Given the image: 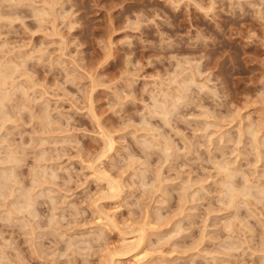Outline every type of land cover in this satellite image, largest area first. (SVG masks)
I'll use <instances>...</instances> for the list:
<instances>
[{
    "label": "clouds",
    "instance_id": "clouds-1",
    "mask_svg": "<svg viewBox=\"0 0 264 264\" xmlns=\"http://www.w3.org/2000/svg\"><path fill=\"white\" fill-rule=\"evenodd\" d=\"M0 264H264V0H0Z\"/></svg>",
    "mask_w": 264,
    "mask_h": 264
}]
</instances>
